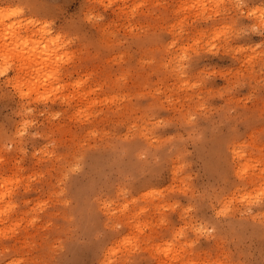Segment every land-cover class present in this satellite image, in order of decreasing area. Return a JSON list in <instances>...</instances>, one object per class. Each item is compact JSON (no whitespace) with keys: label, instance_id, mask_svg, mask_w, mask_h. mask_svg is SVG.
Segmentation results:
<instances>
[{"label":"rangeland","instance_id":"obj_1","mask_svg":"<svg viewBox=\"0 0 264 264\" xmlns=\"http://www.w3.org/2000/svg\"><path fill=\"white\" fill-rule=\"evenodd\" d=\"M262 30L264 0H0V264H264Z\"/></svg>","mask_w":264,"mask_h":264},{"label":"bare ground","instance_id":"obj_2","mask_svg":"<svg viewBox=\"0 0 264 264\" xmlns=\"http://www.w3.org/2000/svg\"><path fill=\"white\" fill-rule=\"evenodd\" d=\"M33 47H34V46H33ZM25 49H26V47H25ZM29 49H31V47H29ZM28 51H29V50H28ZM28 51H25V53H27ZM30 51H31V50H30ZM32 51H33V49H32ZM19 52H20V51H19ZM33 52H35V51H33ZM40 53H41V52H40ZM16 54L19 55V53H16ZM16 54H15V55H16ZM23 54H24V51H23ZM28 54H29V52H28ZM28 54H26L27 59H25V60H28ZM33 54L37 55L38 53H37V54H36V53H33ZM21 56H22V55H21V53H20V59L22 58ZM26 56H25V58H26ZM32 57H33V56H32ZM35 57H37V56H35ZM23 58H24V57H23ZM38 58H39V55H38ZM41 58H42V57H41ZM29 59H32V60H33V58H31L30 54H29ZM36 59H37V58H36ZM23 60H24V59H22L21 61L23 62ZM30 61H31V60H29V61H25V62L28 63L27 67L30 66V64H29ZM42 61H44V60H42ZM37 62H39V61L37 60L35 63L38 64ZM40 62H41V61H40ZM32 63H33V62H32ZM22 64L25 65L26 63H25V64L22 63ZM23 65H22V66H23ZM33 65H34V64H33ZM38 66H39V64H38ZM38 66H37V65L35 66V67H36V72L39 71V69L37 70V67H38ZM30 67H31V66H30ZM32 67H34V66H32ZM170 246L172 247L173 245H170ZM170 246H168L169 249L166 248V249H167V253H169L168 255L171 254L170 252H168V250L171 251V250H170ZM166 249H165V252H166ZM174 249H175V248H174V246H173L172 250H174ZM167 253H166V254H167ZM174 253H175V250H174ZM174 253H173V254H174ZM170 256H171V255H170ZM170 256H169V258H170ZM172 257H173V259H172V258H170V259L174 260V255H172ZM175 259L177 260V256L175 257Z\"/></svg>","mask_w":264,"mask_h":264},{"label":"snow or ice","instance_id":"obj_3","mask_svg":"<svg viewBox=\"0 0 264 264\" xmlns=\"http://www.w3.org/2000/svg\"><path fill=\"white\" fill-rule=\"evenodd\" d=\"M25 7H27V5ZM31 7L35 8L38 6L32 4ZM236 7L240 8V7H244V5L241 3V4H237ZM17 11H23V8H17ZM11 14L15 15V12H13ZM89 19H91V18H89ZM77 23H79V22L77 21ZM252 30L254 31V29H252ZM262 32H264V30H262ZM21 135H23V133H21ZM261 226H262V237H264V218H261ZM199 231H204L203 227Z\"/></svg>","mask_w":264,"mask_h":264}]
</instances>
